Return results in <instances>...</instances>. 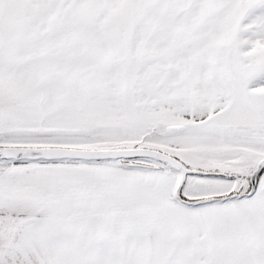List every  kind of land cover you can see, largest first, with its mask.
Listing matches in <instances>:
<instances>
[{
    "label": "snow or ice",
    "instance_id": "1",
    "mask_svg": "<svg viewBox=\"0 0 264 264\" xmlns=\"http://www.w3.org/2000/svg\"><path fill=\"white\" fill-rule=\"evenodd\" d=\"M0 264H264V0H0Z\"/></svg>",
    "mask_w": 264,
    "mask_h": 264
}]
</instances>
